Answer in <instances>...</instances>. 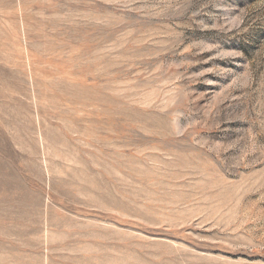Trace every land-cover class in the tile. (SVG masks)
Returning <instances> with one entry per match:
<instances>
[{
  "label": "rangeland",
  "instance_id": "374dc122",
  "mask_svg": "<svg viewBox=\"0 0 264 264\" xmlns=\"http://www.w3.org/2000/svg\"><path fill=\"white\" fill-rule=\"evenodd\" d=\"M0 264H264V0H0Z\"/></svg>",
  "mask_w": 264,
  "mask_h": 264
}]
</instances>
